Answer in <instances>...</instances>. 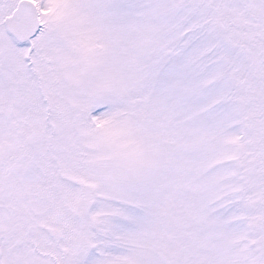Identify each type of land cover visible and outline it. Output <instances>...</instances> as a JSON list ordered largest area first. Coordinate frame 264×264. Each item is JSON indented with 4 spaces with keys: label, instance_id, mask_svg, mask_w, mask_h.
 Here are the masks:
<instances>
[{
    "label": "snow or ice",
    "instance_id": "6c2138e0",
    "mask_svg": "<svg viewBox=\"0 0 264 264\" xmlns=\"http://www.w3.org/2000/svg\"><path fill=\"white\" fill-rule=\"evenodd\" d=\"M0 264H264V0H0Z\"/></svg>",
    "mask_w": 264,
    "mask_h": 264
}]
</instances>
